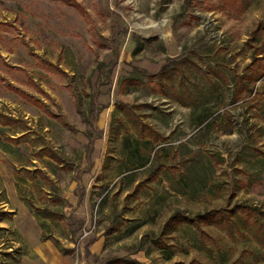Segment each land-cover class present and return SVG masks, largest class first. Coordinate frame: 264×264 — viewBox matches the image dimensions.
<instances>
[{"label": "rangeland", "instance_id": "obj_1", "mask_svg": "<svg viewBox=\"0 0 264 264\" xmlns=\"http://www.w3.org/2000/svg\"><path fill=\"white\" fill-rule=\"evenodd\" d=\"M261 23L264 0H0V264H74L94 221L83 264H264L198 220L264 221V77L235 94Z\"/></svg>", "mask_w": 264, "mask_h": 264}, {"label": "trees", "instance_id": "obj_2", "mask_svg": "<svg viewBox=\"0 0 264 264\" xmlns=\"http://www.w3.org/2000/svg\"><path fill=\"white\" fill-rule=\"evenodd\" d=\"M262 39H264V23L259 24L253 31V38L249 43L251 45L252 42H258V45L254 48L253 63H251V65L246 68V72L242 74V76H240L236 82L235 94L237 97L243 93L252 92L250 86L255 85L264 77V40ZM43 63L53 70L64 74V72L59 67L48 62ZM183 66L188 67V69H193L196 75L206 82L211 81V77L215 76L219 79L220 83H227L226 76L222 72L217 69H213L209 70V73H206L200 67L199 63L195 62L194 60H185L183 62ZM252 66L254 69H252ZM176 72L183 74V70L181 68L175 67L172 70H166L162 72L160 75L162 78L168 80V84L172 90H177L176 94L178 101L185 103L183 102L182 94H192V92L188 87H184L183 84H181L178 89L174 86V84L177 82V74H175ZM161 85L163 86L162 83ZM260 215L264 217V212ZM254 216L256 217L254 210L239 206L230 211L216 210L209 212L205 215L199 216L198 220H200L205 225H213L217 227L230 237H234L235 232L242 233V231H246L255 237L258 245L264 247V221L260 220L258 217H256L258 219H255Z\"/></svg>", "mask_w": 264, "mask_h": 264}, {"label": "crops", "instance_id": "obj_3", "mask_svg": "<svg viewBox=\"0 0 264 264\" xmlns=\"http://www.w3.org/2000/svg\"><path fill=\"white\" fill-rule=\"evenodd\" d=\"M74 209V211L77 209V206H74L69 208V211H72ZM81 209L79 208L78 211H80ZM74 213H78V212H74ZM70 214H68L69 216ZM52 216L53 218H55L52 214H46L44 215V218H48ZM85 233H88L87 236H84ZM105 242V237L104 235H102V232H97L96 231V222H92L90 223L87 227H83L79 238H77V240H75L73 243H71V250H69V253L72 252L74 258H75V263L74 264H83L80 262L79 258L82 257L84 255V246H85V250H87V253L89 252V254H95V253H99L104 245ZM88 254V255H89ZM80 256V257H79Z\"/></svg>", "mask_w": 264, "mask_h": 264}, {"label": "built area", "instance_id": "obj_4", "mask_svg": "<svg viewBox=\"0 0 264 264\" xmlns=\"http://www.w3.org/2000/svg\"><path fill=\"white\" fill-rule=\"evenodd\" d=\"M87 235H88V233H85V234H84V236H87Z\"/></svg>", "mask_w": 264, "mask_h": 264}]
</instances>
